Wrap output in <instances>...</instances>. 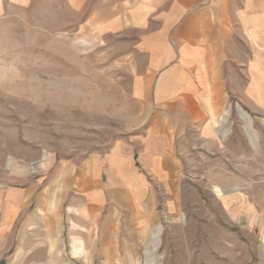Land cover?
Here are the masks:
<instances>
[{
	"label": "rangeland",
	"instance_id": "374dc122",
	"mask_svg": "<svg viewBox=\"0 0 264 264\" xmlns=\"http://www.w3.org/2000/svg\"><path fill=\"white\" fill-rule=\"evenodd\" d=\"M83 18L61 0H0V197L34 185L24 213L39 216L17 231L38 248L50 234L64 242L61 254L32 252L33 264H85L71 256L73 235L94 264H264V121L235 97L220 116L230 109L227 137L219 127L214 143L187 134L178 145L177 191L154 181L158 208L106 209L95 223L83 221L84 207L71 213L76 197L61 187L60 167H82L142 132L123 63L129 41L83 28Z\"/></svg>",
	"mask_w": 264,
	"mask_h": 264
},
{
	"label": "crops",
	"instance_id": "0c3cea01",
	"mask_svg": "<svg viewBox=\"0 0 264 264\" xmlns=\"http://www.w3.org/2000/svg\"><path fill=\"white\" fill-rule=\"evenodd\" d=\"M61 1L84 16L83 28L129 41L123 63L142 117V132L127 144L72 171L60 167L61 187L64 183L67 195L76 197L70 210L76 217L80 207L83 221L91 223L106 209L109 214L122 209L146 215L158 208L159 184L154 181L168 192L177 191L178 145L187 134L207 143L216 142L219 127L223 137L230 134V109L220 117L229 97L264 121V0ZM246 113L239 110L248 123ZM35 190L31 185L10 193L6 203L0 197V264H33L38 253L32 252L38 249L49 256L62 252L63 240L52 234L44 249L29 242L37 240L35 235L17 231L20 225L28 229L39 216L24 213ZM72 222V231L84 230ZM81 244L73 235L72 258L83 256L85 264H94Z\"/></svg>",
	"mask_w": 264,
	"mask_h": 264
}]
</instances>
